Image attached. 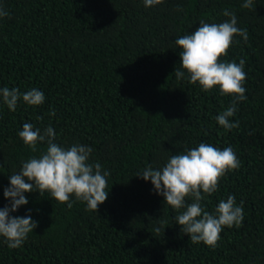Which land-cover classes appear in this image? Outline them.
<instances>
[{
  "label": "trees",
  "instance_id": "trees-1",
  "mask_svg": "<svg viewBox=\"0 0 264 264\" xmlns=\"http://www.w3.org/2000/svg\"><path fill=\"white\" fill-rule=\"evenodd\" d=\"M244 2L0 0L10 14L0 19V88L45 96L41 106L20 101L14 112L0 103V208L9 176L46 149L32 153L19 138L25 122L41 131L51 125L65 148L91 147L90 162L110 173L98 213L74 197L69 209L47 193H25L28 204L13 215L31 210L38 227L17 249L0 238V264H264V0L251 9ZM225 9L248 33L222 58L244 59L247 73V99L237 103L231 120L239 127L231 131L216 122L231 96L173 74L183 70L175 40L201 21L227 20ZM202 142L230 147L240 161L202 201L210 213L229 195L243 202L242 226L225 228L214 249L182 234L178 213L136 177Z\"/></svg>",
  "mask_w": 264,
  "mask_h": 264
},
{
  "label": "clouds",
  "instance_id": "clouds-1",
  "mask_svg": "<svg viewBox=\"0 0 264 264\" xmlns=\"http://www.w3.org/2000/svg\"><path fill=\"white\" fill-rule=\"evenodd\" d=\"M164 0H144L145 7H154ZM254 0H245L243 8L251 9ZM182 11V9H180ZM223 22H200L191 34L175 40L178 47L181 69H175L179 80L198 84L202 91L219 89L221 96H231L229 107L222 111L216 122L225 130L239 127L231 118L237 111V103L247 99L245 93L247 73L245 61L228 62V52L241 37L246 42V29L237 26V17L227 9L222 11ZM10 18V14L0 4V19ZM30 107L41 106L45 101L42 91L31 89L21 93L18 88H0V103L15 111L18 102ZM55 116V112L51 113ZM19 138L32 153L39 151L38 145H46L38 156L22 160L19 172L9 176V187L3 189L8 204L0 208V238L10 249L20 248L38 227L32 219L31 210L25 216H14L18 209L28 204L25 193L49 194L52 200L73 207L76 201L86 204L87 210L98 213L99 207L108 199V177L110 173L102 166L90 162L93 149L87 145L73 144L65 148L55 142L56 133L51 125L43 131L25 122L18 133ZM240 168V161L230 147L223 149L210 143H200L197 147L180 154L171 155L158 169L146 166L136 177L150 181L155 193L162 196L165 204L178 213L177 225L181 233L187 235L193 244L203 243L215 248L225 228L241 227L244 220L243 202L236 204L235 197L229 195L221 199L214 212H209L202 201L219 189L220 180L231 171ZM190 201V202H189ZM155 231L158 233L159 228Z\"/></svg>",
  "mask_w": 264,
  "mask_h": 264
}]
</instances>
